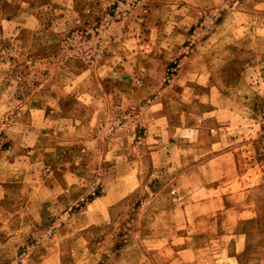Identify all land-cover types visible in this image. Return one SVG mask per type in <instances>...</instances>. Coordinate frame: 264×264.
I'll return each mask as SVG.
<instances>
[{"label":"rangeland","instance_id":"rangeland-1","mask_svg":"<svg viewBox=\"0 0 264 264\" xmlns=\"http://www.w3.org/2000/svg\"><path fill=\"white\" fill-rule=\"evenodd\" d=\"M0 264H264V0H0Z\"/></svg>","mask_w":264,"mask_h":264}]
</instances>
